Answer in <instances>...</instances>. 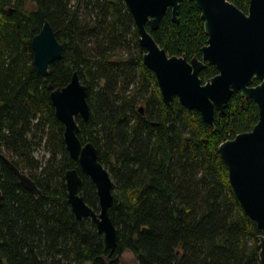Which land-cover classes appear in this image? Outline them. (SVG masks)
Instances as JSON below:
<instances>
[{
    "label": "trees",
    "instance_id": "16d2710c",
    "mask_svg": "<svg viewBox=\"0 0 264 264\" xmlns=\"http://www.w3.org/2000/svg\"><path fill=\"white\" fill-rule=\"evenodd\" d=\"M230 1L247 11L249 0ZM177 17L168 9L156 30L147 29L169 55L200 58L207 35L195 1L180 0ZM46 20L62 49L41 76L31 39ZM138 39L124 0H0V264H130L127 251L136 264H264L260 229L218 153L221 142L257 123V103L235 91L224 110L215 107L212 123L177 97L166 104ZM74 71L89 106L87 119L76 118L77 135L95 145L112 179L113 250L68 202L65 172L76 169L79 194L99 210L96 187L69 155L49 96ZM215 74L207 64L199 75L205 82ZM5 158L36 183L38 195Z\"/></svg>",
    "mask_w": 264,
    "mask_h": 264
},
{
    "label": "water",
    "instance_id": "95a60500",
    "mask_svg": "<svg viewBox=\"0 0 264 264\" xmlns=\"http://www.w3.org/2000/svg\"><path fill=\"white\" fill-rule=\"evenodd\" d=\"M200 10L207 35L201 57L188 59L185 54L169 55L148 31L156 30L163 15L171 10L178 22L180 0H124L139 34L143 63L151 69L163 101L170 104L174 97L188 109L200 112L204 121L213 122L214 109L224 110L235 91L253 99L259 108V119L253 128L237 134L218 145V153L227 167L229 183L244 212L252 218L260 233L257 235L258 255L264 262V0H249L247 11L230 0H194ZM33 60L41 76L48 65L61 56L62 45L49 21L31 39ZM214 65L217 74L202 82L200 71ZM258 81L254 84V81ZM87 88L77 71L63 87L51 89L50 99L57 118L64 125V142L69 155L78 160L81 170L96 187L99 210L95 211L78 192L81 177L76 169L65 172L67 197L76 218L89 217L103 234L110 250L116 246V227L109 215L112 205V179L99 161L97 148L91 141L82 142L77 133V117L88 118ZM139 111L142 113L143 108ZM1 155V153H0ZM5 160L20 183L38 195L36 183L8 159ZM2 192L0 188V203Z\"/></svg>",
    "mask_w": 264,
    "mask_h": 264
},
{
    "label": "rangeland",
    "instance_id": "374dc122",
    "mask_svg": "<svg viewBox=\"0 0 264 264\" xmlns=\"http://www.w3.org/2000/svg\"><path fill=\"white\" fill-rule=\"evenodd\" d=\"M35 153H36L37 157H41L44 154V151H43L42 148H40ZM123 259L125 261H127L128 263H130V264H136V260H135L134 254L131 253V252H128V251L125 252L123 254ZM85 264H89V262H86Z\"/></svg>",
    "mask_w": 264,
    "mask_h": 264
},
{
    "label": "bare ground",
    "instance_id": "6f19581e",
    "mask_svg": "<svg viewBox=\"0 0 264 264\" xmlns=\"http://www.w3.org/2000/svg\"><path fill=\"white\" fill-rule=\"evenodd\" d=\"M8 163V162H7Z\"/></svg>",
    "mask_w": 264,
    "mask_h": 264
}]
</instances>
